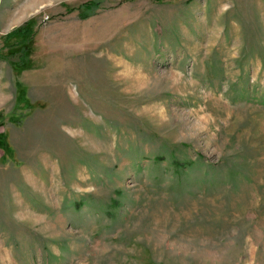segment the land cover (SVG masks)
I'll return each mask as SVG.
<instances>
[{"label": "rangeland", "instance_id": "rangeland-1", "mask_svg": "<svg viewBox=\"0 0 264 264\" xmlns=\"http://www.w3.org/2000/svg\"><path fill=\"white\" fill-rule=\"evenodd\" d=\"M0 121V264H264V0H0Z\"/></svg>", "mask_w": 264, "mask_h": 264}, {"label": "trees", "instance_id": "trees-1", "mask_svg": "<svg viewBox=\"0 0 264 264\" xmlns=\"http://www.w3.org/2000/svg\"><path fill=\"white\" fill-rule=\"evenodd\" d=\"M96 7V2H92V1H87L85 2L80 8H82V16L81 18H86L87 15L85 14V11L91 9V8H95ZM70 11L69 12H73V9H69ZM33 28L31 29L30 28V21H26L24 24H21L17 29H15L14 31L12 32H7L5 34V38L4 40H8L9 38H12L14 36H19V34H23V36L21 38H19V41H16L15 43H19L20 41H28L30 40V38L32 37L33 35ZM19 54H21V57L20 59H18L17 61H11L10 60V63L11 65H13V67H17V68H27V54H26V48L23 46V47H20V50H19Z\"/></svg>", "mask_w": 264, "mask_h": 264}, {"label": "crops", "instance_id": "crops-1", "mask_svg": "<svg viewBox=\"0 0 264 264\" xmlns=\"http://www.w3.org/2000/svg\"><path fill=\"white\" fill-rule=\"evenodd\" d=\"M4 136H5V131H4L3 125L1 124V121H0V151H2L4 149V147L2 146V143L5 140Z\"/></svg>", "mask_w": 264, "mask_h": 264}]
</instances>
